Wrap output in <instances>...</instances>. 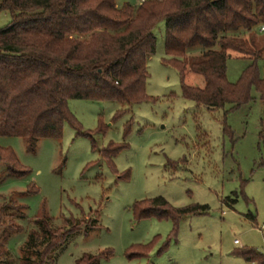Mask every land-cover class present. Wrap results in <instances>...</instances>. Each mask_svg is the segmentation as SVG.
Here are the masks:
<instances>
[{"label": "rangeland", "instance_id": "1", "mask_svg": "<svg viewBox=\"0 0 264 264\" xmlns=\"http://www.w3.org/2000/svg\"><path fill=\"white\" fill-rule=\"evenodd\" d=\"M115 1L118 6L140 2ZM11 19L10 12L0 11V27ZM165 31L166 22L160 21L156 51L147 61L149 101L126 106L70 99L87 137L76 136L69 123L61 138H39L34 144L0 136V146L12 149L29 171L17 177L0 164L4 264H19L27 255L33 231L39 234L36 249L44 247V222L67 230L82 223L47 264H75L84 254L102 253L96 264H258L235 252L253 248L264 254V143L259 138L264 102L253 88V100L225 117L229 106L209 109L184 98L178 69L163 61ZM263 41L264 30L258 31V46ZM201 51L193 47L187 55ZM250 63L233 54L229 81H238ZM259 65L263 75L264 55ZM188 80L203 82L193 73ZM117 111L122 114L116 116ZM111 143L126 144L112 164L101 152ZM160 196L174 207L208 205L209 212L182 218L173 233L172 219L139 218L134 209L137 202ZM148 244L147 256L131 255L136 246Z\"/></svg>", "mask_w": 264, "mask_h": 264}, {"label": "trees", "instance_id": "2", "mask_svg": "<svg viewBox=\"0 0 264 264\" xmlns=\"http://www.w3.org/2000/svg\"><path fill=\"white\" fill-rule=\"evenodd\" d=\"M0 11L12 16L0 27V136L34 144L39 138H61L69 123L76 136L87 137L90 133L69 108L70 99L126 106L149 101L147 61L156 51L154 30L160 21L166 22L163 61L178 69L184 98L209 109L229 106L225 117L253 100V88L264 102L259 65L264 41L257 43L264 0H140L122 6L115 0H0ZM197 46L201 54L189 57L188 49ZM233 54L251 61L234 83L227 76ZM189 73L200 76L202 84L190 83ZM121 114L117 111L116 116ZM105 128L100 124L98 130ZM225 132L231 134L227 124ZM259 138L264 143V109ZM125 147L111 143L101 152L112 164ZM0 164L13 176L29 172L10 148L0 146ZM134 209L139 218L172 219L173 233L182 218L209 212L208 205L174 207L161 196L141 200ZM43 224L44 247L36 249L39 234L33 231L19 264H47L52 252L82 225L67 230ZM134 249L131 255L147 256L150 244ZM235 254L264 264V254L253 248ZM103 255L84 254L75 264H96ZM5 258L0 255V264Z\"/></svg>", "mask_w": 264, "mask_h": 264}, {"label": "built area", "instance_id": "3", "mask_svg": "<svg viewBox=\"0 0 264 264\" xmlns=\"http://www.w3.org/2000/svg\"><path fill=\"white\" fill-rule=\"evenodd\" d=\"M261 30H264V26L261 28ZM262 230H263V232H264V226L262 227ZM235 242H236V244H238V243H239V241H238V240H236Z\"/></svg>", "mask_w": 264, "mask_h": 264}]
</instances>
